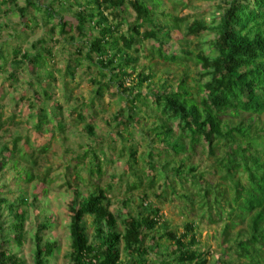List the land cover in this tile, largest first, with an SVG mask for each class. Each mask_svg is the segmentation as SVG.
<instances>
[{"label": "trees", "instance_id": "16d2710c", "mask_svg": "<svg viewBox=\"0 0 264 264\" xmlns=\"http://www.w3.org/2000/svg\"><path fill=\"white\" fill-rule=\"evenodd\" d=\"M164 1L26 0L21 6L19 0H0V10L17 14L22 24L9 39L0 42V78L5 75L13 86L22 72H34L28 81L34 92L22 94L16 109L22 113L24 104L35 117L37 136L33 143L30 138L17 137L14 147L5 145L2 152L13 157L22 140L20 158L30 165L24 172L17 169L20 178H37L44 184V177L32 170L37 164L35 156L46 152L57 134L67 130L59 114L64 106L51 88L58 81L53 60L62 52L65 69L57 71L63 74L65 94L69 81H74L81 69L96 87L91 100L72 111L74 120L86 122L89 115L86 130L94 136L99 112L95 108L99 105L105 111L104 100L109 95L120 104L110 120L117 135L125 143L126 134L134 137L137 131L141 139H150L142 167L137 145L120 148V156H130L129 170L135 177L127 193L140 188L148 178V188L158 184L161 191L156 196L163 201L178 199L183 211L199 212L210 223L224 222L225 258H219L216 264H264V0H225L213 23L195 19L185 37L176 36L175 31L188 18L166 10ZM169 1L175 6H189L191 0ZM40 27L44 35L32 49L23 48L29 32ZM206 32L215 33V38L202 40ZM64 41L67 43L58 49ZM141 59L149 62L145 68L138 67ZM158 61L185 67L177 84L171 83L176 76L166 71L167 80L155 85L153 63ZM189 62L197 67L192 78L200 83L197 93L188 82L192 77ZM49 101L55 102V107L49 106ZM2 107L0 104V128ZM242 114L247 118L232 120ZM15 116L13 112L10 120ZM101 142L87 152L92 155L86 168L91 177L103 175L104 164L111 162L103 152L104 140ZM199 151L208 160L204 168L189 162ZM181 154L185 157L169 171L170 156ZM156 158L165 161L163 166ZM18 160L15 158V169ZM5 164L6 159L0 160V169ZM160 170L164 172L162 177ZM113 178L117 180L118 175ZM90 185L86 195L74 188L69 203L72 264H209L210 252L199 247L195 220L188 221L182 232L173 231L161 208L145 198L138 214H115L110 210L109 191L116 184L102 187L90 181ZM132 199L128 195L125 202ZM0 204L9 211L10 221L9 227L5 222L1 225L0 264H25L12 246H21L26 240L29 202L25 197L19 202L3 198ZM88 216L96 225L92 240ZM119 224L123 232L117 230ZM162 224L164 232L153 234ZM51 225L43 223L37 233L36 264H50L57 249L56 241L43 242L40 234ZM238 226H243L242 230L230 237ZM9 232L12 235L8 238ZM163 239L169 241L166 254L170 261L158 258Z\"/></svg>", "mask_w": 264, "mask_h": 264}, {"label": "rangeland", "instance_id": "374dc122", "mask_svg": "<svg viewBox=\"0 0 264 264\" xmlns=\"http://www.w3.org/2000/svg\"><path fill=\"white\" fill-rule=\"evenodd\" d=\"M225 0H191L189 6L177 5L173 2L165 0L164 8L171 11L175 15L180 17H187L188 20L181 24L180 28H177L175 35L185 37L188 31V25L195 19L204 20L207 24L213 23V19H216L221 12L219 5L224 4ZM48 3V1H45ZM26 0H19V5H25ZM72 9H77L72 7ZM72 13V10H70ZM132 15V14H131ZM41 22V19H40ZM0 42L5 39H9L10 35L22 28L21 18L17 14H6L2 9L0 10ZM44 35V30L40 27L35 31L29 32L26 40L23 42V48L32 49V45L37 42ZM215 38V33L206 32L202 40H212ZM79 41V40H77ZM67 42H63L58 49H61L62 45ZM204 43V41H203ZM204 49L209 51V47L203 45ZM56 71L55 75L58 76V81L55 85H51V88L56 93L57 98L64 106L63 111L59 112L60 117L67 123V130L65 134H57V137L50 142V147L46 152L37 153L35 156L37 164L32 168L35 174H41L44 177V184L39 179L35 178L32 181H26L20 178L21 172L25 171V168L30 164L20 158L19 149L22 148L23 141L18 142L15 155L4 154L2 149L5 145L9 148H13L15 145V139L17 137L30 138L31 142L37 140L35 135V117L28 113L24 104L23 112L19 113V109H16L18 99L24 93L33 94L34 90L28 84V81L32 79L34 72L27 71L22 72L19 82L13 86L11 82L7 81L5 75L0 78V104L2 107V124L0 128V160L6 159V164L0 169V199L7 198L11 202H19L22 197H25L28 202V220L26 222V240L21 246L13 245L12 250L18 253L25 264H36V244L37 233L41 229L43 223H52L49 228L42 230L40 233L43 238V242L56 241L57 249L54 255L50 258V264H72L71 252H72V238L70 234V222L71 213L69 211V203L73 196V189L79 188L84 195L88 194L92 186H89V182L100 185L102 187H108L110 184H116L109 191L111 197L110 210L115 214L118 213H135L138 214L140 210L142 198L145 201L150 202L154 207H160L163 217H165L170 229L173 231L182 232L183 227L188 221L195 220L197 224L196 234L199 238V247L205 251L210 252L208 255L209 264H216L219 258H225L223 256V230L224 222L218 221L216 223H210L207 218H201V213L186 212L183 211V203L178 199L172 198L171 200L163 201L156 195L160 193L161 188L158 184L153 188H148L149 179L145 178L143 185L127 193V186L134 181L135 177L131 176L129 170L130 156L126 153L124 156H120V148L123 145H137L139 156V167L145 165L142 157L147 155L150 146V139H141L140 133L135 132V136L131 137L126 134L128 139L127 143L123 138L119 137L115 130V124L112 123L111 117L115 114L119 108V102L114 101L108 96L104 100V109L101 111L99 105L96 106L98 110V117L96 120L95 135L91 136L86 130V124L90 120L88 115L86 122H79L78 119H73L71 116L72 111L78 107L83 101H90L94 96L95 86L93 87L88 80V76L85 75L84 69L79 70L77 78L74 81H69V92L65 94V86L63 74L58 72L59 69H65V60L62 52H58L55 60ZM149 62L141 59L138 62L139 68H145ZM190 66L188 70L191 71L192 77L188 79L194 93L198 92L199 82L192 80L195 77L194 72L197 67L192 62H189ZM154 70L156 72V79L154 82L157 86L160 82L166 81L165 73L170 71L176 76L175 80L171 83L177 84L179 75L182 73L184 66L170 65L161 61L153 63ZM44 74V72H43ZM46 74V73H45ZM35 75V74H34ZM177 88V85H175ZM51 107H55V102L49 101L47 103ZM13 112L16 113L14 120H10ZM89 113V110H87ZM86 112V113H87ZM51 116V114H50ZM247 118V114H242L240 117L233 118L234 122H239ZM151 122L154 118H151ZM149 121V126L152 123ZM133 131V128H131ZM104 140L103 152L108 158L111 159L110 163H106L103 166L104 174H95L90 176L89 171L86 169L89 167L92 155L87 154L91 150L90 146L95 144L101 145V141ZM43 142V141H42ZM113 146L117 149L114 150ZM29 151L32 148L28 146ZM6 157V158H5ZM185 157L184 154L178 156H170V169L180 163L181 159ZM15 158H19L18 165L15 169ZM156 161L163 166L165 161ZM190 163L199 164L201 168H204L208 164L206 155H203L200 151L193 154L190 158ZM161 168V167H160ZM159 168V169H160ZM118 175V179H114V174ZM160 176L162 177L163 171L160 170ZM80 178H75V176ZM122 178V179H121ZM123 180V181H122ZM73 181V182H72ZM72 183V184H70ZM132 195L133 199L126 203L128 195ZM9 211L0 204V241L2 237L1 225L5 222V226L9 227L8 221ZM88 227V235L90 239H94L96 235V225L94 218L88 216L86 219ZM164 225H160L158 230L153 234L160 235L164 232ZM243 226H238L232 230L230 237H235L238 230H242ZM117 230L123 232L122 224H119ZM11 232L7 233V237L11 236ZM150 239L147 238L146 244L149 245ZM161 247L159 248V260L170 261L171 257L168 256L166 246L169 241L163 239L160 241ZM156 245V243H155ZM123 247V244L121 245ZM123 253V257H125ZM156 264H159L158 262Z\"/></svg>", "mask_w": 264, "mask_h": 264}]
</instances>
